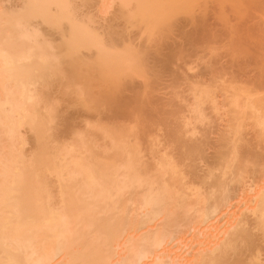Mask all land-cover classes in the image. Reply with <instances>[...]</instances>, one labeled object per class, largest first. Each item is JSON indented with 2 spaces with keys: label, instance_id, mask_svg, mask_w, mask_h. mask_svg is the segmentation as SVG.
Instances as JSON below:
<instances>
[{
  "label": "bare ground",
  "instance_id": "bare-ground-1",
  "mask_svg": "<svg viewBox=\"0 0 264 264\" xmlns=\"http://www.w3.org/2000/svg\"><path fill=\"white\" fill-rule=\"evenodd\" d=\"M190 1L142 0L137 6L128 7L127 0L126 4L122 2V6H118L120 13H117L119 9L117 12L114 10V15H116L109 20H105L107 22L101 25L96 22L98 18L95 19L89 16V13L88 20L75 19V22L78 20L79 22L69 26V28L71 27L70 33L64 36V39L61 37L65 30L61 33L64 26L59 30L61 34L57 30L63 40L61 42L63 50L54 46L53 50L57 53L54 51L51 54L50 52L46 53V46H44L46 41L42 38V41L38 39L41 35L44 36V33L41 32L42 30L40 31L37 25L35 28L32 27V31L21 30L19 27L24 22L28 23V21L38 17L43 20H41L42 23L48 24H53L58 19H60L59 21H62L63 18L70 19V13L75 12V9L71 8V11L66 0H27L26 4L23 5V9L27 8V11L18 10L15 13H9L10 11H5L4 8L0 9V264H184V257L186 256H183V259L178 258V260L171 256L174 259L170 258L171 261L167 258L169 254L173 253L172 249L177 245L176 235L178 233L175 235L174 231L176 229H172V227L178 226L179 223H182V220L185 221L187 215L192 211L195 212L198 218H196L197 224L201 226L203 224L205 228L208 225L205 226L204 223L223 209H219L221 206L227 207L234 195L238 196V193L232 195V191L238 188L235 186L236 182L239 185L243 180H247L243 179V174L252 175V172H255V169L252 168L254 170H251L250 174L248 173L247 163H249V166L250 162L258 165L260 162H256V159L260 161L259 157L264 155V152L262 155L261 152L257 153L255 149L254 151L251 150L254 148V146L252 147L254 145L252 139L255 135L252 136V139L250 137L252 141L250 142L247 141L248 138L245 140L242 132L246 127L245 124L248 125L247 121L253 119V123L250 121L252 125L248 126L253 131L256 129L258 137L255 136V140L258 138L264 140V96H260L262 94L258 95L260 90H264V78H250L248 73L252 69L249 67V70L247 68L240 69L239 67L240 71L235 70V68L233 73L231 72L232 75L230 74V77L227 78L225 75L229 70L225 71L223 69L230 60V63H234L242 56L246 55L247 57L250 55L252 57L254 55L257 63L254 62L255 65L252 68L256 70L258 68L262 70L261 68H263L264 70V59L262 60L264 57V44L259 45L262 43L260 40L263 38H260V42L258 41V36L261 37V34L264 36V32L258 35L264 29L262 27L264 0H229L228 2L225 0L228 4L224 0H214L213 3L206 0L203 6L197 5V8L195 5V8H192ZM131 2L129 0V4ZM71 4L73 2L69 4V7ZM16 6L19 7L20 5ZM2 7L4 6L2 5ZM242 9H244V12ZM78 15L80 16V14ZM178 16H181V18H178ZM133 20L134 27H130L132 25L129 23H132ZM74 23L72 22V24ZM95 23H99V25ZM39 25H41V22ZM66 28H68L67 25ZM174 28H177L175 30L178 33H175ZM29 32H32L30 40L35 41V43L26 45L20 38L29 35ZM222 38L227 41V47L228 45L230 47V51H227L231 59H228L226 63H221L219 68L224 72L221 71L220 73L219 70L220 76L219 73L218 75L214 74L215 70L217 71L214 68V63V67H212V63H210L212 66L209 64L210 69L206 64V69H209H207V72L213 70L214 74L211 79H208L203 74L207 72L197 70L198 66H191L190 61H187L192 60L193 57L191 58V56L193 55L198 57L200 49L206 50L208 48V50L212 49L214 51V47L217 46L213 45L218 43V40L219 42L222 41ZM248 38L253 41L249 42ZM151 40H153V43H148ZM159 40L163 41L160 43ZM145 42L147 45H143ZM58 43L60 44V42ZM46 45L48 46V44ZM82 47L86 49L85 54L79 53ZM50 48L52 47L50 46ZM57 48H60L59 52ZM256 53L258 56L263 55L260 56L261 62L257 60ZM210 57L212 58V55ZM206 58L208 59L209 56ZM56 59L58 63H54L55 68L53 67V69L51 63ZM62 62L64 65L67 62V66L71 64V68L69 66L70 73H68L69 70H64L65 68L61 66L63 65ZM237 62L239 64V61ZM183 64L188 67L186 68ZM251 64L253 62L249 65ZM49 67L54 72L59 71L60 74L55 73L54 75H61V71L68 73V80H65L67 91L63 88L67 96L68 93L69 95L76 93L75 89L77 88V94L82 95L83 93L82 98L78 101L79 104L88 106L86 108L88 109L99 98L98 103L101 101V105H99L103 106L101 109H106V111L104 110L106 115L103 114V118L99 115L102 119L97 120L98 125H103L100 126V129L104 131L103 135L99 138V132L98 134L94 132V135L91 136L92 130L90 133L88 132V135L86 134V136L92 137V139L90 137V140L91 143L93 141L92 144L94 145H87L84 136L79 139V142L76 138L74 140L76 142H68L69 144L60 141L59 144H56V140H47L48 132L50 130L52 132L55 127L50 126L57 117L54 109L55 101L48 105L51 98H48L49 102L47 98L45 100V97L49 96L46 93H50L46 92L47 85V88H44L46 90H42V93L38 92L39 88L37 89L35 84L39 82L42 73L46 75L44 70ZM37 71L40 73L36 74L37 76H34L35 79H33L34 77L30 74L32 75V72L36 73ZM212 72H209V74H212ZM47 73H49V70ZM138 77H141V80L143 77V81H135L138 80ZM182 79L188 82V89L194 98L193 102H189V105L185 107L186 109L190 111L193 109L194 112L200 113L203 119L208 118L209 114L207 113V115L204 111L206 105L202 104L204 96L212 98V106L211 104L210 106L214 111H220V108L223 109L224 105H226V109L227 106L231 109H227L229 112L224 113L226 115L229 113V115L226 116L227 118L225 117L226 123L224 129H221L220 139L218 137L220 147L217 148L218 151H215L217 153L213 154L215 163L221 165V168L217 165H212L214 166L212 167L209 164L211 168L208 169L207 173L199 176L200 173H197V176L193 174L195 178L193 175H191L192 178H189V175H187L188 170L185 172L184 165L187 167L189 164H186L185 159L188 160L187 157L190 153L192 154L190 156H193L194 153L198 155L197 152L202 150L203 145L201 144L205 141L202 143L200 141V144H198L197 139H194L197 143L191 139L193 144L190 143L191 141L187 145L185 143L187 147V150H185L186 155L183 151L185 156L179 153L181 155L178 158V154L172 152L174 155L177 154L174 156L168 150L170 148L166 144L160 149L155 147L164 141H157L159 138L153 133L155 130L139 135V133H134L136 128L129 124L130 122H134L133 124L138 122L139 124V121L145 122V120L151 122V119L156 116H153L155 114L150 111L157 109L155 104L158 106L157 102L153 101L152 103L153 95L156 98L154 91L159 89L157 87L161 82L162 84L165 83L167 87H173V85L180 83L179 81ZM163 80L168 81V85ZM40 84L44 85L43 83ZM36 85L40 86L39 84ZM162 87L160 88L162 89ZM215 87H221V101L217 99L220 97L217 96ZM180 91L182 93V90ZM66 94L63 92V95ZM151 94L152 97H150ZM84 95L87 97H84ZM161 97L163 96H160L162 100ZM175 97L176 99L177 97L181 98L180 101H188L187 97L178 92ZM148 98L152 99L151 102ZM42 102L45 103L46 111L42 108L43 106L41 107ZM145 102L149 105L150 110L149 107L144 109ZM229 104L233 107L230 108ZM166 105H168V102ZM178 106L181 105L177 103L176 108ZM184 106L181 107L184 108ZM181 107L177 111L176 108L175 111L172 110L171 116L187 111H183ZM248 108H254L253 112ZM164 109V112L157 110L158 116L162 112L170 113L166 110L168 108ZM144 110H148L149 115L148 113L144 114ZM178 115L180 116V114ZM178 115L177 118L180 119ZM145 116L150 118L147 119ZM168 116H165V118ZM209 116L211 117V115ZM89 118L87 122H89ZM183 119L182 122L177 121V124L184 128L183 125L190 123L192 118L189 115H184ZM246 119L248 120L246 121ZM155 120L157 121V118ZM171 120L169 119V121ZM167 122L164 123L169 124ZM90 123L92 124V122ZM164 123L157 124L162 127ZM206 124L210 125V123ZM24 125L31 127L35 135L34 147L30 154H27L22 147H17L16 141H14L15 137L18 142L19 140L21 142L25 140L24 136L20 134V129ZM181 126L179 127L181 128ZM150 127L152 128V126ZM177 127L174 129L176 133L172 131L175 135L170 133L172 139L180 132L179 138L181 136L186 137L185 132L187 134L191 133L190 138L191 135L196 136L198 132L200 133L197 130L198 127H193L189 131H186L188 126L185 127V130H183L185 134L180 128V131H178ZM163 130L165 131V129ZM6 137L8 139L13 138L15 143L5 145L3 140L7 139ZM205 137L207 138V136ZM177 140H179L178 137ZM10 141L12 142V140ZM80 142H83V145ZM144 142L151 144L147 148V151H150L149 154L152 153L150 160L144 159V155H142L145 150V148L143 149ZM173 142L175 143V141ZM165 143L169 142L166 140ZM60 146H64V148ZM84 146H86V150H83ZM204 147L202 154L206 151ZM257 147L255 146V148ZM258 155L260 156L258 157ZM254 156L258 158L254 159ZM236 159L239 160L237 165L235 164L238 163ZM261 160H264V157ZM210 162L212 163V161ZM262 163H260V166ZM193 168L192 165L189 167L190 172H196L197 169L195 168L194 171L191 170ZM204 168H201V170ZM245 169L248 174L244 172ZM235 170L240 172L236 173ZM233 172L236 173V176L230 178V174L232 176ZM260 173L257 174V177L261 175ZM227 174H229V178ZM53 175L56 178H52ZM255 180L257 179L255 178ZM255 180H251V184L249 182L246 185L245 183L242 186L240 185L241 194L245 196V193L247 195V193L252 192L254 184L257 186L259 184V182L258 184L255 183ZM257 193L255 197H252L253 200L251 198L252 201L247 202V204L251 203L253 205V207L251 206L253 211H251V216L254 215L253 221L251 223L247 221V212L243 210L249 209L250 206L244 203L247 206H243L242 211L239 210L240 214L238 216L236 214L239 222L234 221V223L237 222L234 226L230 224L231 222L229 223L231 227L233 226L230 230L233 232L229 231L231 234L226 232L224 234L225 240L220 238L224 242L220 243L222 240L218 241L219 243L217 242L221 233V237L224 236L223 228L220 230L221 232H218L217 227H215L217 230L212 228L213 231L208 230L210 234L207 232L208 235L205 238L204 235H202V239L197 237L202 240L196 241L197 244L200 245L201 242L202 244L196 246L197 253H195V250L192 253L189 252L191 256L193 255L189 264H264V260L261 258V253L264 251V243L262 244L264 241V188L259 189ZM226 207L225 209H227ZM151 224L155 226L151 227ZM254 229L258 232L256 233ZM177 250L179 251V249Z\"/></svg>",
  "mask_w": 264,
  "mask_h": 264
},
{
  "label": "rangeland",
  "instance_id": "rangeland-1",
  "mask_svg": "<svg viewBox=\"0 0 264 264\" xmlns=\"http://www.w3.org/2000/svg\"><path fill=\"white\" fill-rule=\"evenodd\" d=\"M7 1V2H6ZM23 3H22V2ZM26 1L27 0H1L0 2H1V4L4 6V7H2V5L0 6V9H3L4 8V10L5 11H10L9 13H15V11H18V10H23V11H27V8L25 9H23V5H25L26 4ZM73 2V4H71L70 5V7H69V4L70 3H72ZM71 1H67L66 0V3L68 4V8L72 11V9L71 8H73V10L75 9V12L73 11L72 13H70V16H71V18L70 19H66V18H63V20L62 21H59L60 19H58L57 20V22H55V23H53V24H48V23H42V19L41 18H33L32 20H30V21H28V23L27 22H24V24L23 25H21V27H19L21 30H27V31H32L33 29H32V27H34L35 28V26L37 25L39 28H40V31L41 32H43L44 33V36L43 35H41L38 39L39 40H41V38L42 39H44L45 41H46V44H48V46L45 44L44 46H46V53L47 52H50V54L52 53V52H54L55 50H53L54 49V46H55V48L56 47H60L62 50H63V48H62V43L61 42H63V40L61 39V37L63 38L64 36H66V35H69V31H70V28H69V26H71V25H75V24H77V22H79V20L77 21V22H75V19H83L84 21H85V19H87L88 20V15H89V13H90V15L89 16H91V17H94L95 19L96 18H98V19H96L97 21L96 22H99L100 23V25L101 24H104V23H106L107 21H105V20H109L110 18H112V17H114L115 15H114V10L117 12L118 11V6H122L121 4H122V2H124L125 4H126V1L127 0H71ZM89 1V2H88ZM91 1H93V2H91ZM112 1V2H111ZM130 1H132L130 4H129V0H128V3H127V5H128V7L129 6H137L142 0H130ZM206 0H191L190 1V4H191V6H192V8H197V5L198 6H203L204 5V2H205ZM210 3H213V1L214 0H208ZM207 1V2H208ZM225 1V0H224ZM229 0H227V2H228ZM11 2V3H10ZM70 2V3H69ZM83 2H84V4H86V5H84L83 4ZM136 2V3H135ZM193 2V3H192ZM226 1H225V3H227ZM21 3V4H20ZM123 3V4H124ZM209 3V4H210ZM7 6H6V5ZM82 4V5H81ZM135 4V5H134ZM228 4V3H227ZM13 5V6H12ZM16 5H20L19 7H17ZM75 5V6H74ZM84 5V6H83ZM194 5H195V7H194ZM212 5V4H211ZM79 6V7H78ZM86 6V7H85ZM21 7V8H20ZM79 8V9H77V8ZM127 7V6H126ZM126 7H123L124 9L126 8ZM203 8V7H202ZM7 9V10H6ZM76 9H77V11H76ZM88 9V10H87ZM12 10V11H11ZM29 10V9H28ZM81 10V11H80ZM90 10V11H89ZM243 10V12H244V9H242ZM78 11H79V13H78ZM86 11V12H85ZM76 12H77V14H76ZM81 12V13H80ZM84 12V13H83ZM115 12V13H116ZM242 12V11H241ZM247 12V11H246ZM75 15H74V14ZM83 13V14H82ZM86 13H88L87 15H86ZM117 13H120V9H119V12H117ZM78 14H80V16L78 15ZM77 15V16H76ZM181 15V14H180ZM80 18H79V17ZM183 16V15H182ZM73 17H75V18H73ZM77 17V18H76ZM83 17V18H82ZM73 18V19H72ZM138 18V17H137ZM178 18H181V16L179 17L178 16ZM183 18V17H182ZM36 19V20H35ZM65 19V20H64ZM39 20V21H38ZM42 20V21H41ZM125 20V19H124ZM183 20H184V18H183ZM40 22H41V25H39L40 24ZM62 22V23H61ZM68 24H67V23ZM71 22V23H70ZM72 22L74 23V24H72ZM263 22H264V20H263ZM262 22V27H264V23ZM30 23V24H29ZM34 23H36V24H34ZM39 23V24H38ZM99 23H95L96 25L98 24L99 25ZM134 20H133V22L132 23H129L130 25H132V26H130V25H127V26H130V27H134ZM34 24V26H32ZM59 24V25H58ZM61 24V25H60ZM70 24V25H69ZM66 25H67V27L68 28H66ZM52 26V27H51ZM64 26V27H63ZM135 26H137L136 24H135ZM42 27V28H41ZM63 27V28H62ZM57 28V29H56ZM62 28V30H61V33H62V31H63V35H61V37H60V29ZM67 29H68V31H67ZM136 29V28H135ZM175 29H177V28H174V30ZM49 30V31H48ZM57 30L59 31L58 33H60V34H58L57 33ZM263 30V31H262ZM261 30V32L258 34V35H260L262 32H264V29H262ZM56 32V33H55ZM65 32V33H64ZM68 32V33H67ZM175 33H178V31H176L175 30ZM258 33V32H257ZM56 34V35H55ZM30 35V36H29ZM29 35L27 34V36H21V41H23L26 45H29L30 43H35V41H31L30 39L32 38L31 36H32V32H29ZM49 35H50V37H49ZM148 35V34H147ZM174 35V34H173ZM29 36V37H28ZM54 36V37H53ZM145 36V35H144ZM143 36V37H144ZM156 36V35H155ZM255 36H257V35H255ZM261 37H259L258 36V41L260 40V38H263L262 40H260L262 43L261 44H259V45H261L262 46V44H264L263 42H264V36H263V34H261L260 35ZM48 37V38H47ZM146 37V36H145ZM53 38V39H52ZM146 38H148V36L146 37ZM224 38V37H223ZM222 38V41L220 40V42H219V40H218V43H216L215 45H213V46H217L216 48L214 47V51H212V49H210L212 52H214V53H210L209 51L210 50H208V48L206 49V50H201L200 49V51L198 52L199 53V55H198V57H197V55H196V57H195V55H193V56H191V58H192V60H188L187 62H189L190 63V65L191 66H195V67H197L198 66V68H197V70L198 69H200L201 70V72H207V69L210 67L209 66V64L210 63H212V67H214V64H215V67L214 68H216L217 69V71L215 70V72H214V74L215 75H218V73L220 72L221 73V71H222V73L224 72L223 70H225V71H227V70H229L227 73H226V75H225V77H230V74L232 75V73H233V70L235 69V70H237L239 67H240V69L242 68H247L248 69V67L250 68V69H252L251 71H250V73H248V75H250L249 77L250 78H253V77H255V79H257L258 77H261V78H264V70H263V68H261L262 70H259V68L256 70V69H253L254 68V62H255V56L253 55L252 57L250 56V55H248L247 57H246V55L245 56H242V57H240L241 58V60H240V58H238L239 60H237V61H239V64H238V62L236 61V62H234V63H236L234 66H233V62H231L230 63V59H231V56H229V52L228 51H230V47H229V45H228V47H227V41H225L224 39ZM20 39H19V41H20ZM48 39H49V43H48ZM64 39V38H63ZM153 39V38H152ZM167 39V38H166ZM204 39V38H203ZM249 39V38H248ZM51 40H52V42H51ZM165 40V39H164ZM169 40V39H168ZM205 40V39H204ZM227 40V39H226ZM42 41V40H41ZM44 41V42H45ZM56 43H55V42ZM150 41V40H149ZM153 40H151V42H148V43H153L152 42ZM155 41V40H154ZM160 41V40H159ZM163 40H161L160 41V43L162 42ZM199 41H200V39H199ZM224 41V42H223ZM249 42H251V41H253L252 39L250 40H248ZM257 41V40H256ZM259 41V42H260ZM58 42H60V44L58 43ZM156 42V41H155ZM166 42H167V40L164 42L165 44H166ZM202 42V41H201ZM229 42V41H228ZM57 43H58V46H57ZM222 43V44H221ZM227 43V44H226ZM253 43V42H252ZM54 44V45H53ZM147 45V43L145 42L143 45ZM149 45V44H148ZM155 45H156V43H155ZM222 45V46H221ZM253 45V44H252ZM50 46L52 47V48H50ZM151 46H154V45H151ZM260 46V47H261ZM220 47V48H219ZM60 48H57V49H59L58 50V52L60 51ZM84 47H82L81 48V52H79V53H84L85 54V52H86V49H83ZM219 48V49H218ZM262 48V47H261ZM263 48H264V45H263ZM50 50V51H49ZM51 50H53V51H51ZM228 50V51H227ZM84 51V52H83ZM205 51V52H204ZM206 51H208V52H206ZM225 51V52H224ZM227 51V52H226ZM56 53H57V51H55ZM216 52V53H215ZM203 53H204V55H203ZM208 53H210L209 55H208ZM218 53V54H217ZM220 53V54H219ZM259 53V52H258ZM49 54V53H48ZM202 54V55H201ZM207 54V55H206ZM216 54V55H215ZM255 54V53H254ZM212 55V58L210 57ZM263 55H264V53H263ZM262 54L261 55H259L258 56V54L256 53V56H257V60L258 61H260L261 59V57L263 56ZM48 56V55H47ZM209 56V58L207 59L206 57H208ZM215 56V57H214ZM261 56V57H260ZM201 57V58H200ZM202 57H203V59H202ZM217 57V58H216ZM220 57V58H219ZM230 57V58H229ZM259 57V58H258ZM211 58V59H210ZM222 58V59H221ZM243 58V59H242ZM246 58V59H245ZM210 59V60H209ZM230 60L229 61V63H226L227 62V60ZM250 59V60H249ZM264 59V57L262 58V60ZM204 60V61H203ZM208 60V61H207ZM252 60V61H251ZM192 61V62H191ZM196 61V62H195ZM201 61V62H200ZM202 61H203V63H202ZM207 61V62H206ZM209 61H213V62H209ZM253 62V64H251V65H249L251 62ZM58 63V60L56 59L55 61H53L52 63H51V65L53 64V66L51 67V68H53L54 67V63ZM205 62V63H204ZM219 62V63H218ZM250 62V63H249ZM261 62V61H260ZM55 63V64H56ZM63 63V62H62ZM61 63V64H62ZM66 63V65H64V63H63V65H61L63 68H65L64 70H69L68 71V73H70V69H69V66H70V68H71V64L69 65V66H67V62H65ZM198 63V64H197ZM214 63V64H213ZM221 63H226V65H225V69H221V68H219V67H221ZM255 63H257V62H255ZM69 64V63H68ZM204 64H205V66H204ZM208 65V68L206 69V67H207V65ZM229 64H232V65H229ZM185 67H186V64H183ZM217 65V66H216ZM229 65V66H228ZM236 65H237V67H236ZM246 65V66H245ZM232 68H231V67ZM66 67H68V68H66ZM188 67V66H187ZM186 67V68H187ZM211 67V68H212ZM253 67V68H252ZM51 68L49 67L48 69L46 68V70H44V73L46 74V75H43V73L41 74L42 75V79L40 78L38 81L39 82H37L36 84H39L40 86H38V85H36L35 84V86L37 87V89L39 88V90H38V92H42V90H46V89H44V88H47L48 87V89L46 90V92L48 91V92H50V93H46V95H49V96H46L45 97V100H46V98H47V100H48V102H49V97L51 98L50 100V102L48 103V105L51 103V102H54L55 103V107H54V109L56 110V114H57V117L55 118V120H54V122L52 121V125H50L51 127H53V126H55L54 127V130L52 129V132H51V130L48 132V138H47V140L48 141H53V140H56L55 141V143L56 144H59L60 142L62 143H67V144H69V143H71V142H76V141H74V140H76V138H77V141L79 142V139H81V137H83V138H85L86 139V141H87V145H94V144H92L93 143V141H92V143H91V140H90V137L91 136H93L94 134V132H96L95 134H98V132H99V134H98V136H99V138L103 135V133H104V131L103 130H101L100 129V126L102 125V124H100V125H98L97 124V120H99V119H102L104 116H103V114H105L104 112L106 111V109H101V108H103V106H100L101 105V101H100V103H98L99 101H98V99H96V102H97V104H98V108H97V104H95L96 102L94 101L93 102V104L95 105H92L91 107L89 106V111H88V109H86L88 106H86V105H82V104H79L78 103V101L82 98V95H83V93H82V95L80 94V93H78L77 94V91H76V89H75V92L76 93H71L70 95H69V93H68V96H67V94H66V92L64 91V90H66V82H65V80L67 81L68 80V78H67V75H68V73L66 72V71H61V75H54L55 73H57V74H60L59 73V71H55L54 72V68L51 70ZM206 69L205 71H202V70H204V69ZM230 68V69H229ZM210 69V68H209ZM208 69V70H209ZM48 70H49V73H47L48 72ZM50 70H51V72H50ZM220 70V71H219ZM239 70V69H238ZM237 70V71H238ZM249 70V69H248ZM254 70V71H253ZM213 70H210L209 72H212ZM219 71V72H218ZM237 71H235V72H237ZM240 71V70H239ZM260 71V72H259ZM43 72V71H42ZM209 72H207L206 74L205 73H203L204 75H206L205 77H207L208 79H211V77H212V75H214L213 74V72H212V74H209ZM232 72V73H231ZM249 72V71H248ZM35 72H32V75L30 74V76H37L36 74H38V73H40V72H36L35 73V75H33ZM53 75V76H50L51 74ZM65 73H66V75H65ZM217 73V74H216ZM220 73H219V76H220ZM228 73H229V76H228ZM255 74V75H254ZM63 75V76H62ZM209 77H208V76ZM253 75V76H252ZM48 76V77H47ZM50 76V77H49ZM33 77H30V78H33ZM35 77L33 78V79H35ZM65 77V78H64ZM50 79H51V81H50ZM138 80H135V81H138V82H141V81H143V77H142V80H141V77L139 78H137ZM43 80V81H42ZM56 80V81H55ZM140 80V81H139ZM40 81H42V82H40ZM160 82H161V80H159ZM164 82H166V80H163ZM63 82H65V84L64 85H62V83ZM163 82V83H164ZM168 82V81H167ZM166 82V83H167ZM180 83H177V84H175V85H173V87L171 86H166L165 85V83L164 84H162V82L160 83V87H162V89L158 86L157 88H159V89H157V91L155 92L154 91V94L156 95V98H155V96L153 95V97H152V94H151V96L150 97H152V99L151 98H148L150 101L149 102H151V100H152V103H153V101H155V103L157 102L158 104V106H156V104H155V107L157 108V109H154V111L153 110H151L150 112H153V114H155V115H153V116H156L155 118H153V119H151V122H150V120H145V122H143V121H139L140 123L138 124V122H137V124L135 123V124H133L132 122H130L129 124H131V126L132 127H134V128H136V130L134 129V133L136 132L137 134L139 133V135L141 134H145L146 132L148 133V132H153L154 130V134H156V137L157 138H159L157 141H163V143L162 142H157V143H159L160 144V146H155L156 148H158V149H160V148H163L164 147V144H166L167 146H169V148L170 149H168V150H170L171 151V153L173 152H175V153H177V154H173L174 156H176L177 155V157L179 156V155H184V152H185V155H186V151L185 150H187V147L185 146V143H186V145H187V143H189L190 141V143H192L193 144V141L194 142H196L197 143V141H199V143L198 144H200V141H201V143L202 142H204V143H202L201 145H203L202 146V150H203V147H204V150H206V151H204V153L202 154V150L201 151H198L197 153H198V155L196 154V153H194V154H196V155H194L193 154V156H190V154L188 155L189 157H187L188 158V160H186L185 159V162H186V164H188L187 165V167H186V165H184L185 166V172L188 170V173H187V175H189V178H192L191 177V175H195V176H197L196 174L197 173H200V174H198V176L199 175H203V173H207V171H208V169H210L211 168V166L212 165H217L215 162L216 161H214V157H213V154L215 155L216 153H215V151H218V149L217 148H219L220 146V144H219V141L220 140H218V137H219V139H220V137H221V135L220 134H222V130L224 129V127H225V123H226V116H228L229 115V113H227V115L226 114H224V113H226V111L227 112H229V110H231V109H229V106H227V109H229V110H227L226 109V105H224L223 107V109L222 108H220V111L218 110V112L217 111H214V109L211 107L212 106V98H207L206 96H202L203 98L202 99H204L203 100V105L205 106V108L204 107H202V108H204V111H206V114L208 113L209 115H211V117L208 115V118L206 119V122H205V119H203L202 118V116L200 115V113H198V112H194L193 111V109L190 111L189 109H186L185 107L187 106V105H189V102H193V100H194V98H193V96H192V94H190V90L188 89V82H186V80H184V79H182L181 81H179ZM40 83H43L44 85H42V84H40ZM46 83V84H45ZM50 84V85H48V84ZM170 84V83H169ZM181 84V85H180ZM219 84H220V82H219ZM46 85H47V87H46ZM167 85H168V83H167ZM179 85V86H178ZM45 86V87H44ZM53 86V87H52ZM58 86V87H57ZM187 86V87H186ZM179 87V88H178ZM52 88V89H51ZM59 88V89H58ZM63 88H64V90H63ZM72 89H73V87H71ZM216 88V94H217V96L218 97H220V98H217V99H219L220 101L222 100L221 98V94H222V91H220L221 90V87L219 88V87H215ZM41 89V90H40ZM161 89V90H160ZM164 89V90H163ZM61 92V91H63L66 95H63V92H59V91ZM69 90V89H68ZM96 90H98L97 88H96ZM170 90V91H169ZM179 90H182V93H181V91L179 92ZM67 91V90H66ZM163 91V92H162ZM166 91H168V92H166ZM173 91V92H172ZM263 91L264 90H260V93H258V95H260V94H262V95H260V96H264V93H263ZM53 92V93H52ZM69 92H70V90H69ZM72 92H73V90H72ZM175 92V93H174ZM177 92L178 93H180L181 95H183L184 97H187L186 99L188 100V101H186V100H181L180 101V99L181 98H178L177 97V99H176V97L174 98V96H176L177 95ZM43 93V92H42ZM59 93V94H58ZM153 93V92H152ZM158 93V94H157ZM163 94V95H161V94ZM221 93V94H220ZM44 94H45V92H44ZM51 94V95H50ZM160 94V95H159ZM172 94V95H171ZM220 94V95H219ZM54 95V96H53ZM61 95V96H60ZM158 95V96H157ZM59 96V97H58ZM66 96V97H65ZM86 95H84V97H85ZM160 96H163V97H161L162 98V100L160 99ZM256 96V95H255ZM57 97V98H56ZM87 97V96H86ZM206 97V98H205ZM52 98L54 99L53 101H52ZM89 98V97H88ZM165 98H167V99H165ZM171 98H172V100H171ZM173 98H174V100H173ZM56 99V100H55ZM58 99V100H57ZM147 99V100H148ZM177 101H176V100ZM207 99V100H206ZM100 100V99H99ZM160 100H161V103H160ZM164 100V101H163ZM169 100H170V102H171V104H170V102H169ZM200 100H201V97H200ZM209 100V101H208ZM174 101H176L177 103H178V105H181V106H183V105H185L184 106V108L183 107H181V106H178L177 108H176V106H177V103L176 102H174ZM44 102V101H43ZM42 102V103H43ZM82 102V101H81ZM148 102V101H147ZM147 102H145L146 103V105H145V107H144V109H148V107H149V105H147ZM164 102V103H163ZM167 102H168V105H166L167 104ZM182 102V103H181ZM205 102V103H204ZM241 102H242V99H241ZM144 103V104H145ZM152 103H148V104H152ZM86 104V103H85ZM100 104V105H99ZM143 104V105H144ZM173 104V105H172ZM176 104V106H174ZM210 104H211V106H210ZM51 105V104H50ZM52 105H53V103H52ZM171 105V106H170ZM202 105V106H203ZM230 105V104H229ZM43 106V107H42ZM45 106V103H43L42 105H41V107L42 108H44V111H46L47 109L44 107ZM46 106H47V104H46ZM147 106V107H146ZM151 106V105H150ZM161 106H162V108H161ZM166 106V107H165ZM231 106L233 107V105H230V108H231ZM159 107V108H158ZM179 107H181V109H183V111L184 110H187V111H184V112H180V113H177V112H174V113H177V115L178 114H180V116L178 115V117L180 118V119H178L177 118V115L176 114H172L173 116H171V113H173V111H175V108H176V111L178 110V109H180ZM235 107V106H234ZM92 108H93V110H92ZM97 108V109H96ZM164 109V108H168V109H166L167 110V112H170V113H163L164 111H165V109L164 110H161V109ZM187 108H189V107H187ZM236 108V107H235ZM234 108V109H235ZM94 109H95V111H94ZM209 109V110H208ZM249 109V108H248ZM247 109V110H248ZM58 110V111H57ZM105 110V111H104ZM149 110H150V107H149ZM157 110H160V112L161 111H163L162 113H160V117L158 116V111ZM173 110V111H172ZM225 110V112H223ZM232 110H233V108H232ZM251 112H253L252 110H254V108L253 109H249ZM248 110V111H249ZM88 111V112H87ZM92 111V112H91ZM100 111H102L101 113H100ZM148 110H144V114H147L148 113V115H149V112H147ZM172 111V112H171ZM249 111V112H250ZM58 112V113H57ZM220 112V113H219ZM96 113V114H95ZM143 113V112H142ZM188 113V114H187ZM248 113V112H247ZM152 114V113H151ZM181 114H182V116H181ZM199 114V115H198ZM217 114V115H216ZM231 114V113H230ZM248 114H250V113H248ZM90 115V116H89ZM92 115V116H91ZM102 117V118H100V116ZM106 115V114H105ZM167 115H169L168 117H166L165 118V116H167ZM176 117H175V116ZM184 115H189L192 119H191V122L190 123H188V124H186V125H183L184 126V128L181 126V125H179V126H181V128L178 126V124H177V121L178 122H182V120H184L183 118H184ZM224 115V116H223ZM95 116V117H94ZM98 116V117H97ZM224 118H223V117ZM249 116V115H248ZM90 117V118H89ZM144 117V116H143ZM147 116H145V118H146ZM151 117H152V115H151ZM170 117V118H169ZM172 117V118H171ZM226 117V118H225ZM89 118V122H87V119ZM98 118V119H97ZM150 118V117H149ZM148 117H147V119H149ZM157 118V121L155 120ZM161 118H164V119H161ZM178 120H177V119ZM195 118V119H194ZM199 118H201V119H199ZM213 118V119H212ZM169 119H172L171 121H172V123H171V121H169ZM174 119H176V120H174ZM211 119V120H210ZM222 119H224V120H222ZM249 119V118H248ZM248 119H246V121L248 120ZM93 120V121H92ZM155 120V121H154ZM168 122H167V121ZM193 120H194V122H193ZM208 120V121H207ZM159 121V122H158ZM167 122V123H169V124H166V123H164V122ZM175 121V122H174ZM209 121H211V122H209ZM250 121L252 122L253 121V119L252 120H248L247 122H248V125L250 126V125H252V124H250ZM90 122H92V124L90 123ZM143 123V124H142ZM157 123H159V124H161V123H164V124H162V127H161V125H159V124H157ZM174 123H176V124H174ZM205 123V124H204ZM206 123H210V125H208V124H206ZM223 125H222V124ZM253 123V122H252ZM88 126H87V125ZM243 124H245V123H243ZM136 125V126H135ZM137 125H139V126H137ZM143 125H145V126H143ZM167 125V126H166ZM175 125H177V126H175ZM208 127H207V126ZM247 124H245V126L246 127H244L245 129L242 131L243 132V137L245 138V140H247V138L249 139V140H247V141H250V142H252L251 140H250V137H251V139L253 138L252 136H256V137H258V135H257V131H256V129H254V131H253V129L252 128H250L249 126H248ZM103 126V125H102ZM149 126V127H148ZM150 126H152V128L150 127ZM160 127V129H159V127ZM169 126V127H168ZM175 126V127H177V129H178V131H180L179 130V128L182 130V132L184 133L185 131H183V130H185V127H187L188 126V128L186 129V131H189L190 129H193V127H198L197 128V130H199L200 131V133L198 132L197 134H196V136H198L197 138H195L196 136L194 135V136H192L191 135V138H190V134L188 133L187 134V132H185L184 134L185 135H187L186 137L185 136H181V138H179L180 137V133H177L176 135L177 136H175L174 137V139L176 138V140H174V139H172V134H174L175 135V133H176V131H174V129H176L175 127L173 128V127ZM206 126V127H205ZM220 126V127H219ZM248 126V127H247ZM94 127V128H93ZM205 127V128H204ZM213 127V128H212ZM222 127V128H221ZM253 127V126H252ZM31 127H29L28 125H24V126H22L21 127V132H20V134L21 135H23L24 136V141L23 142H21L20 140H19V142H18V139L16 138H14V141H16V146L17 147H22V149L27 153V154H30L31 153V151L33 150L32 148L34 147V133L32 132V128L30 129ZM87 128V129H86ZM90 130H89V129ZM92 128V129H91ZM99 128V129H98ZM170 128V129H169ZM203 128V129H202ZM209 128V129H208ZM249 128V129H248ZM144 129V130H143ZM163 129H165V131L163 130ZM168 129H169V131H168ZM207 131H206V130ZM213 129V130H212ZM222 129V130H221ZM243 129V128H242ZM246 129H247V131H246ZM87 130V131H86ZM92 130V131H91ZM93 130H96V131H93ZM141 130V131H140ZM152 130V131H151ZM159 130V131H158ZM161 130V131H160ZM205 130V131H204ZM90 131H91V133H90ZM102 131V132H101ZM163 131V132H162ZM166 131H168V132H166ZM175 132V133H173V132ZM221 131V132H220ZM245 131H246V133H245ZM249 131V132H248ZM256 131V132H255ZM77 134H76V133ZM87 132V133H86ZM91 134V136H86V134L88 135L89 133ZM156 132V133H155ZM205 132H206V134H205ZM213 132V133H212ZM50 133H52L51 135H50ZM101 133V134H100ZM146 133V134H147ZM161 133H163V134H161ZM170 133H172V134H170ZM211 133V134H210ZM219 133V134H218ZM244 133H245V135H244ZM79 134H81L80 136H79ZM161 134V135H160ZM202 134V135H201ZM77 135V136H76ZM135 135V134H134ZM157 135H160L159 137L157 136ZM168 135H171V136H168ZM173 135V136H174ZM188 135H189V137H188ZM207 136V138L205 137V136ZM210 135V136H209ZM242 135V134H241ZM97 136V137H98ZM145 136V135H144ZM167 136V137H166ZM200 136V137H199ZM209 136V137H208ZM247 136V137H246ZM255 136H254V139H252L253 140V142H254V145H252V147L254 146V148H252L251 150L252 151H254V149L256 150V152L257 153H262V155H263V152H264V140L262 141L260 138H258V139H256L255 140ZM73 137H75V138H73ZM80 137V138H79ZM162 137V138H161ZM177 137H178V139L179 140H177ZM185 137V138H184ZM192 137H194V138H192ZM263 137V136H262ZM7 138V137H6ZM54 138V139H53ZM132 138V137H131ZM171 139V141H170V139ZM183 138V139H182ZM190 138V139H189ZM199 138V139H198ZM202 138V139H201ZM203 138H204V140H203ZM90 141H89V140ZM91 139H92V137H91ZM169 139V140H168ZM181 139V140H180ZM185 139H186V141H185ZM193 141H192V140ZM194 139H197V141L196 140H194ZM206 139V140H205ZM10 140H12V142L10 141ZM72 140V141H71ZM93 140H96V139H93ZM98 140V139H97ZM96 140V141H97ZM101 140V139H100ZM99 140V141H100ZM166 140H167V142H169V143H165L166 142ZM175 141V143L173 142V141ZM262 142H261V141ZM4 142V144L5 145H10L11 143H15L14 141H13V138L12 139H4L3 140ZM58 141V142H57ZM60 141V142H59ZM179 141V142H178ZM261 142V144H260V142ZM69 142V143H68ZM77 142V143H78ZM89 142V143H88ZM101 142V141H100ZM183 142H184V144H183ZM257 142V143H256ZM7 143V144H6ZM145 144L143 145V149L145 148V150H144V152H146V154H144V152H143V154L142 155H144V159H147V160H150L152 157H150V156H152V153H150L149 154V150L147 151V148H148V145H149V147H150V143H147V142H144ZM162 143V144H161ZM196 143H194V144H196ZM208 143V144H207ZM218 143V144H217ZM259 143V144H258ZM79 144V143H78ZM80 144H82L83 145V142H80ZM85 144V145H86ZM178 144V145H177ZM253 144V143H252ZM65 145V144H64ZM82 145H81V147H82ZM165 145V146H166ZM183 145H184V147H183ZM259 145V146H258ZM163 146V147H162ZM175 146H176V148H175ZM255 146L257 147V148H255ZM263 146V147H262ZM5 147V146H4ZM60 147H63L64 148V146H60ZM80 147V146H79ZM181 147V148H180ZM173 149V150H172ZM175 149V150H174ZM182 149V150H181ZM83 150H86V146H84V149ZM180 150H181V152H180ZM259 150V151H258ZM263 150V151H262ZM179 151V152H178ZM184 151V152H183ZM59 153H60V151H58ZM201 152V153H200ZM179 153H181V154H179ZM58 154V153H57ZM149 155V157H148V155ZM200 154V155H199ZM205 154V155H204ZM209 154V156H207ZM212 154V155H211ZM184 155V156H185ZM192 155V154H191ZM201 155H202V158H201ZM207 156V157H206ZM212 156V157H211ZM260 155H258V157H259ZM176 157V158H177ZM180 157V156H179ZM178 157V158H179ZM192 159H191V158ZM196 157V158H195ZM206 157V158H205ZM211 157V158H210ZM257 157V156H256ZM256 157L254 156V159H256ZM257 157V158H258ZM262 157H264V155L262 156ZM262 157H259V160L260 161H258V159H256V160H254V161H256V162H260V163H262V161H263V163H264V160H261L262 159ZM190 158V159H189ZM195 158V159H194ZM201 160H200V159ZM213 158V159H212ZM215 158H216V156H215ZM261 158V159H260ZM252 159V158H251ZM191 160H192V162H191ZM198 162H196V161ZM200 160V161H199ZM208 162H206V161ZM216 160V159H215ZM238 159H236V161H237ZM190 161V162H189ZM195 161V162H194ZM204 161H205V163H204ZM210 161H212V163L210 162ZM252 161V160H251ZM249 162V161H248ZM253 162V161H252ZM190 163H192L191 165H192V168L194 167H197V168H195V169H197V170H195L196 172H190V169H189V167H191V165H190ZM197 164V166H196V164ZM240 163H241V161H240ZM260 163L256 166V165H254L253 163H251L250 162V166H249V163H247V171H248V173L250 172H252L254 169H255V172L253 171L252 172V175L250 174V175H244L243 174V176L245 177V176H248V177H243V179H247V180H243V182H240L239 183V185L237 184V182H236V184H235V186L236 187H238L237 189L235 188L233 191H232V195H234V194H236V193H238V196L236 195H234V197H233V199L231 200V204L229 203L228 205H227V209H225V207L224 206H221L219 209H221V208H223V209H221L220 211H218L215 215H214V217H211V218H209V220L206 222V223H204L205 224V226L206 225H208V226H206L205 228H204V225L202 224V226L201 225H199V224H197V221H196V218H197V216L195 215V212H190L188 215H190V216H192V217H188V215H187V217L185 218V221L184 220H182V223L184 224V225H181L182 223H179L178 224V226L177 225H173L174 227H172V229L174 228V229H176V231H174L175 232V235H176V246H175V248L174 249H172V251H173V253H171V254H169L168 255V259H170V258H172V257H174V259L175 260H178V258L180 259V258H182L183 259V256H186V257H184L185 259H184V264H189L190 262H191V260L192 259H190V258H192V256H191V254L189 253V252H193L194 250H195V253H197V249H196V246L198 245V246H200L201 244H202V242L200 243V245H199V243L197 244V242H199V241H202V240H200V239H202L203 237H202V235H204V238H205V236H207L208 234H210L209 232H208V230H210V231H213V229L215 228V227H217L218 228V232H221L220 230L222 229L223 230V235L226 233V232H229L230 230H231V228H233V226H234V224L235 223H237V222H239V220L237 219L238 217V214H240V211H242L243 209H244V207L243 206H247V205H249L250 206V208L248 209H245V210H243L244 212H247V221H249L250 223L253 221V216L254 215H252L251 216V214H252V207H253V205H251V203L249 204H247V202H250V200H251V198L252 197H255L258 193V190L260 189V190H262V188H264V187H262V186H264V176H263V170H264V164L262 165L261 164V166H260ZM183 164H185V163H183ZM195 166H194V165ZM211 166H210V165ZM236 165L237 164H239V160H238V163H235ZM252 164H253V166H252ZM203 167H202V166ZM204 166H205V168H204ZM221 165H217V167H219V168H221L220 167ZM256 166V167H255ZM258 166H260V167H258ZM206 167H207V170H206ZM212 167H214V166H212ZM194 168L193 169H191L192 171H194ZM199 168V169H198ZM201 168H204V169H202L201 170ZM249 168H250V171H249ZM252 168H254L253 170H252ZM260 168V169H259ZM261 168H263L262 170H261ZM246 169H245V173L246 174H248L247 173V171H246ZM258 169V170H257ZM252 170V171H251ZM258 172H257V171ZM219 171V170H218ZM217 171V172H218ZM260 171H261V173H260ZM263 171V172H262ZM202 172V173H201ZM235 172H236V170H235ZM237 172H240V171H237ZM236 172V173H237ZM192 173V174H191ZM232 173V172H231ZM234 173V172H233ZM236 173H234L232 176H231V174H230V178L232 177H235L236 176ZM253 173H255V175H253ZM261 174L259 177H257L258 175L257 174ZM229 174H227V177L229 178ZM193 175V176H194ZM195 176H194V178H195ZM251 176V177H250ZM263 176V177H262ZM260 177H262V178H260ZM52 178H56V176H54L53 175V177ZM188 178V179H189ZM253 178V179H252ZM255 178L257 179V180H255ZM260 178V179H259ZM259 179V180H258ZM253 180H255V183H257L258 184V182H259V184H258V186L257 185H255L254 184V186L252 187L253 188V191H255V192H250V193H247V195H246V193H245V196L243 195V194H241V192H242V190H241V186L245 183V185H246V183L248 184L249 182H250V184H251V182ZM246 181V182H245ZM248 181V182H247ZM260 182H262V183H260ZM242 183V184H241ZM262 186H261V185ZM241 185V186H240ZM240 187V188H239ZM262 187V188H261ZM239 189H240V191H239ZM257 191V192H256ZM240 193V194H239ZM257 193V194H256ZM242 195V196H241ZM254 195V196H253ZM246 197V198H245ZM236 198V199H235ZM237 198H239V199H237ZM252 200H253V198H252ZM251 200V201H252ZM238 201V202H237ZM244 203H246L247 205H245ZM240 205V206H239ZM252 206V207H251ZM230 209H229V208ZM236 209V210H235ZM241 209V210H240ZM240 210V211H239ZM225 211V212H224ZM252 211V212H251ZM219 213V214H218ZM236 214H237V216H236ZM233 215L235 216L234 218H233ZM237 217V218H236ZM190 219V221H188ZM198 219V218H197ZM223 219H225V220H223ZM235 219V220H234ZM237 219V220H236ZM195 220V221H194ZM232 220V221H231ZM187 221V223H185ZM210 221H211V223H210ZM226 221V222H225ZM234 221H237V222H235L234 223ZM191 224H190V223ZM193 222H194V224H193ZM231 222V223H230ZM233 222V223H232ZM210 223V224H209ZM227 223V224H226ZM233 224V226L231 227V225L230 224ZM154 225V224H153ZM152 224L150 225L151 227L153 226ZM198 225V226H197ZM212 225V226H211ZM213 225H214V227H213ZM220 225H222V226H220ZM228 225H230V226H228ZM155 226V225H154ZM194 226V227H193ZM224 226H226V227H224ZM230 227V228H229ZM213 228V229H212ZM217 228H215V230H217ZM228 228H229V230H228ZM183 229V231H181ZM212 229V230H211ZM235 229V228H234ZM233 229V230H234ZM145 230V229H144ZM181 232H180V231ZM185 230H187V231H185ZM184 231L186 232L185 234H184ZM253 231V230H252ZM254 231L257 233L258 231L256 230V229H254ZM180 232V233H179ZM207 232H208V234H207ZM217 232V233H218ZM231 232V231H230ZM229 232V233H230ZM233 232V231H232ZM231 232V233H232ZM206 235H205V234ZM212 233V232H211ZM230 233V234H231ZM259 233L261 234V232L259 231ZM258 233V234H259ZM213 234V233H212ZM186 237H185V236ZM221 235H222V233H221ZM221 235H220V237H219V239L220 238H222V239H224L225 238V235L224 236H222L221 237ZM201 236V237H200ZM261 236V235H260ZM182 237V238H181ZM197 237H199V238H197ZM185 238V239H184ZM197 240H196V239ZM195 239V240H194ZM217 239V242L218 241H221L222 239ZM225 240V239H224ZM197 241V242H196ZM222 242H224L223 240L220 242V243H222ZM181 243V244H180ZM219 243V242H218ZM218 243H216V244H218ZM264 243V241L262 242V244ZM193 244V245H192ZM185 245H186V248H185ZM215 245V244H214ZM219 245V244H218ZM195 248H193V247ZM216 246V245H215ZM263 246H264V244H263ZM178 247V248H177ZM184 247V248H183ZM177 249H179V251L177 250ZM182 249H184V250H182ZM186 249V250H185ZM192 250V251H191ZM171 251V252H172ZM183 251V252H182ZM185 251V252H184ZM179 254V255H178ZM189 254V255H188ZM262 254V256H261V258L264 260V251L261 253ZM176 255H177V257H176ZM172 256V257H171ZM178 256H180V257H178ZM188 256V257H187ZM166 258V259H167ZM167 259V260H168ZM173 258H172V260H174ZM187 260V261H186ZM189 260V261H188ZM170 261H171V259H170ZM188 262V263H187ZM140 264H142V263H140Z\"/></svg>",
  "mask_w": 264,
  "mask_h": 264
}]
</instances>
